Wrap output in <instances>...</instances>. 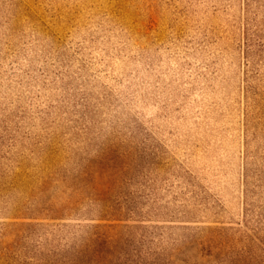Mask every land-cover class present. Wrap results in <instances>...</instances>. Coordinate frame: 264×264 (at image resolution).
Masks as SVG:
<instances>
[{"label": "rangeland", "instance_id": "rangeland-1", "mask_svg": "<svg viewBox=\"0 0 264 264\" xmlns=\"http://www.w3.org/2000/svg\"><path fill=\"white\" fill-rule=\"evenodd\" d=\"M0 264H264V0H0Z\"/></svg>", "mask_w": 264, "mask_h": 264}]
</instances>
